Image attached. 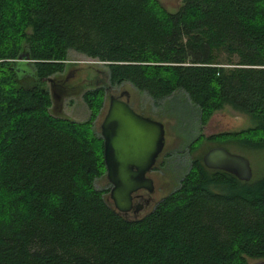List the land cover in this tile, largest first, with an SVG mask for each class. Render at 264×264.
Here are the masks:
<instances>
[{"label":"trees","instance_id":"trees-1","mask_svg":"<svg viewBox=\"0 0 264 264\" xmlns=\"http://www.w3.org/2000/svg\"><path fill=\"white\" fill-rule=\"evenodd\" d=\"M71 50L106 66L83 93L84 121L50 112L47 78ZM123 84L155 103L183 91L200 130L225 107L248 117L240 130L200 132L189 154L215 142L264 151V0H182L176 11L159 0H0V264L264 259V174L242 181L192 157L136 220L95 187L105 166L93 122Z\"/></svg>","mask_w":264,"mask_h":264},{"label":"rangeland","instance_id":"rangeland-1","mask_svg":"<svg viewBox=\"0 0 264 264\" xmlns=\"http://www.w3.org/2000/svg\"><path fill=\"white\" fill-rule=\"evenodd\" d=\"M159 1L169 11H176L182 4V0ZM102 71H106V66L100 61L73 50L69 51L64 72L51 76L55 85L54 92L59 95V98L52 95L51 83L49 81L46 83L52 99L51 114L66 116L75 121L88 119L90 110L84 101L83 93L102 83ZM123 90L129 92V102L133 106L154 116L164 125L165 166L163 174L155 178L153 195L156 199L165 196L179 185V181L189 169L192 157L203 155L208 143H203L190 154L187 150L188 144L200 132L209 135L222 131L240 130L250 125L246 115L234 111L230 107H225L215 112L208 124L200 130L197 108L191 104L183 91H175L169 97L155 103L146 94L138 92L131 85L123 84L112 87L106 92L103 106L93 122V128L97 135H100V124L108 108L109 94ZM210 145L212 147L221 146L232 153L245 156L252 168V178L264 174V151H252L236 142H215ZM110 186L105 175L95 181V187L98 189H110ZM105 197L111 202L109 191L106 192ZM247 264H260V260L248 259Z\"/></svg>","mask_w":264,"mask_h":264},{"label":"water","instance_id":"water-1","mask_svg":"<svg viewBox=\"0 0 264 264\" xmlns=\"http://www.w3.org/2000/svg\"><path fill=\"white\" fill-rule=\"evenodd\" d=\"M54 92L51 77L47 78ZM110 96L107 112L100 124L103 145L105 176L110 183L109 204L120 214L131 208V194L140 188L153 191L152 179L146 176L163 148L165 129L163 123L136 113L128 102L121 97ZM204 165L209 169L226 171L242 181L252 178L249 160L224 147L209 148L202 156ZM264 264V259L260 260Z\"/></svg>","mask_w":264,"mask_h":264},{"label":"flooded vegetation","instance_id":"flooded-vegetation-1","mask_svg":"<svg viewBox=\"0 0 264 264\" xmlns=\"http://www.w3.org/2000/svg\"><path fill=\"white\" fill-rule=\"evenodd\" d=\"M123 91H125V90H123ZM123 91H120L118 93H110L109 98L112 95L119 97L120 93ZM121 98L126 99V100L128 99V102H129V92H128V97L126 95H124ZM129 104H130V107L136 113H138L142 116H145V117H149V118L154 119V120H158L154 116L147 114L145 111L137 109L130 102H129ZM164 147H165V138H164L163 148L158 152L154 163L152 164L150 169L146 172V176L152 179V184L154 186L153 191L149 192L146 188H140V189L132 192V194H131V208L127 212L122 213V215L125 218L135 219V220L141 218L142 216H144L148 212H150L155 207V205L164 197V196H161L159 199H156L153 195V193L155 191V183H154L155 178H157L159 175L161 176L163 174V171H164V166H165V157H164V153H163Z\"/></svg>","mask_w":264,"mask_h":264}]
</instances>
